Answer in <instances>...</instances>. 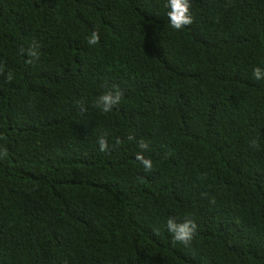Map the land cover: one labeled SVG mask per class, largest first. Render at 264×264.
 Returning <instances> with one entry per match:
<instances>
[{
  "label": "trees",
  "instance_id": "16d2710c",
  "mask_svg": "<svg viewBox=\"0 0 264 264\" xmlns=\"http://www.w3.org/2000/svg\"><path fill=\"white\" fill-rule=\"evenodd\" d=\"M166 4L0 0V264H264V0Z\"/></svg>",
  "mask_w": 264,
  "mask_h": 264
},
{
  "label": "clouds",
  "instance_id": "9594fccd",
  "mask_svg": "<svg viewBox=\"0 0 264 264\" xmlns=\"http://www.w3.org/2000/svg\"><path fill=\"white\" fill-rule=\"evenodd\" d=\"M166 7L169 9L167 12V17L169 19L170 26L175 30H181L187 25H191L193 23V18L190 13V0H167ZM99 42V34L97 32H93L91 37L88 39L89 45H95ZM23 51V50H22ZM27 55L30 59L27 63H32L34 58H38V51L33 43V46L27 50ZM3 72L2 67H0V73ZM253 77L256 80L264 79V69L260 67H255L253 69ZM6 80H12V74L9 72L6 75ZM121 92H107L101 95L97 100V106L101 108L104 113L110 112L114 106L120 104L121 101ZM99 145L100 152H108L109 144L105 137H100L97 141ZM119 143V141H117ZM253 146H256L255 141L253 142ZM139 147L142 149H147L148 145L145 142H140ZM5 150V155H6ZM136 159L140 161V163L144 166L146 171L152 169V161L150 159H145L141 153H137ZM167 230L172 234L173 240L188 246L192 241L197 225L192 219H185L182 223H177L173 218H169L167 220Z\"/></svg>",
  "mask_w": 264,
  "mask_h": 264
}]
</instances>
